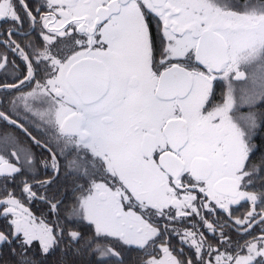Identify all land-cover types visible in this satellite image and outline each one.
I'll return each instance as SVG.
<instances>
[{
    "label": "snow or ice",
    "instance_id": "snow-or-ice-1",
    "mask_svg": "<svg viewBox=\"0 0 264 264\" xmlns=\"http://www.w3.org/2000/svg\"><path fill=\"white\" fill-rule=\"evenodd\" d=\"M18 6L32 26L40 25L43 43L29 41L22 48L11 39L0 41L21 56L27 70L18 83L0 86L20 93L7 112L16 114L22 105L45 123L48 143L32 140L48 151V144L59 148V159L52 152L51 168L59 176L63 166L79 195L63 222L62 201L51 203L57 215L51 224L37 222L14 193L0 199L2 215L12 217L14 264H40L30 255L36 241L42 254L67 241L61 249L65 257L69 251L79 255L88 250L99 254L98 261L120 256L98 242L102 236L144 250L161 235L146 215L200 217L201 208L211 210L213 201L231 218L229 206L247 200L253 207L235 225L244 232L264 225V208L256 210L264 205V157L251 168L247 163L261 123L255 114L241 118L243 124L231 114L232 74L239 80L242 66L264 61V0H45L42 7L48 11L40 14L38 6L36 15L25 0H18ZM149 12L162 21L161 36H153ZM0 18L24 22L13 0H0ZM12 33L9 29L8 35ZM6 63L5 56L0 68ZM260 70L264 72V63ZM218 75L227 84L217 100L213 81ZM33 81L30 91H21ZM248 100L254 102V97ZM0 120L27 132L5 111H0ZM9 146L16 150L9 153ZM21 151L31 167L34 158L18 139L8 132L0 135V178L14 180L22 172L11 162ZM185 176L190 177L187 185ZM23 183V192L35 197L28 182ZM249 187L260 190L241 191ZM197 188L209 202L201 201L200 207L195 204L199 197L192 194ZM178 189L185 194L180 196ZM125 202L132 207L125 210ZM77 219L95 228L96 235L82 244V234L73 228ZM201 223L216 231L207 219ZM219 236V244L228 247L220 252L208 245L207 261L203 234L184 229L181 243L195 249L194 259H178L162 246L163 255L144 264H264V234L236 246L235 254L222 229ZM8 240L0 232V241ZM244 248L247 255H240ZM60 264L75 261L64 258Z\"/></svg>",
    "mask_w": 264,
    "mask_h": 264
},
{
    "label": "flooded vegetation",
    "instance_id": "flooded-vegetation-1",
    "mask_svg": "<svg viewBox=\"0 0 264 264\" xmlns=\"http://www.w3.org/2000/svg\"><path fill=\"white\" fill-rule=\"evenodd\" d=\"M25 2L28 4L30 10L33 11L34 15H36L35 9L38 6H41L40 14L48 11L46 7H42L45 0H25ZM13 3L17 5V11L23 18L24 22L22 24H13L9 18H0V41L11 39L20 44L22 48L29 41H31L33 45L42 44L43 42L40 37V25L37 24L32 26L31 21L26 18L23 9L18 6V0H13ZM36 19L39 21V15L36 16ZM146 20L151 27L153 36H161L163 24L159 17L149 12L146 16ZM9 29L13 30L11 36L8 35ZM26 33L27 35H25ZM25 51H28V49H25ZM5 56L7 58V63L5 67L0 68V86L16 84L19 82V80H23L24 76L27 74L26 62L21 58V56L18 53H13L12 51L8 50L4 44H0V63L4 62ZM157 59H159V57H157ZM234 75H232L233 87H237L239 82L245 81L234 80ZM223 81V78L219 79L218 76H216V79L213 81V88L215 85H225ZM34 84L35 81H33L31 85L23 88L21 91H30ZM19 94L20 93L18 91L8 90L0 87V111H5L6 114L10 115L11 119L17 120V123L22 124L24 129H27V132L20 128L9 126L6 121L0 120V135L5 132L12 133L18 139L19 145L31 153V157L34 158V163L31 167H28L25 164L27 156L23 151L19 153L18 158H11V162L16 164L17 167H22L23 170L20 174H14V180H5L0 178V188L3 189V192L0 193V199H6L9 193H14L15 198L23 204L24 208H27L29 212H31V214L36 218L37 222L44 220L46 223L51 220H57V215L54 214L50 207L51 203L62 201L59 208V218L60 220H64L67 210L73 202V198L79 195V193L73 191V177L66 175V171L63 166L60 169L59 176H57L55 171L51 168L52 152H55L59 159L60 151L59 148L55 147L54 144H48V147L51 148L52 151H48L43 146H41L48 143V132L46 130L45 123L38 116H33L30 112L26 113L22 105L16 114L7 112L11 99L15 96H18ZM32 137L40 140L41 145L35 144L32 140ZM14 150L16 149H14L12 146H9L7 149L9 153ZM0 154L4 153L0 152ZM156 159H159L158 155L156 156ZM45 162H47V166H45ZM63 163L64 161L61 160L62 165ZM189 179L190 177L185 176L184 183L186 185L188 184ZM23 181L28 182V184L31 186L32 192L36 194L35 197L30 199L29 195L23 192ZM45 181H51V183H42ZM76 183L82 184L83 181H76ZM86 186L87 185H85V187ZM241 191L251 192L250 188H241ZM178 193L180 196L185 194L183 189H178ZM192 194L199 197V199L195 202L197 207H200L201 201L209 203L205 199V194L199 192V188L195 189ZM42 197H44V199H42ZM210 203L212 206L211 210L201 208L200 217L192 215L188 217L177 218L176 220H169L167 214L163 218L157 216L148 217L146 215V218L149 219V222L157 227L161 232L159 238L155 239L154 244H150L147 249L144 250H141L136 245H124L118 240L119 244L117 247L112 246L116 252L120 254L122 249L124 250L129 248H133L135 252L133 254V260L129 262L123 261L121 254L116 258L120 262H123V264H144V261L150 257L159 258L161 255H163V253L160 251L161 247L168 246L170 251H172V254L177 256L178 259H183L184 261L194 259L195 249L191 247L190 243H181V236L183 235L184 229H190L203 234V237L206 241L204 248L202 249L205 261H207L209 258L208 245H212L214 249L218 247L220 252H224L225 248L228 247L227 245L219 244V233L221 229L224 231L225 235L231 239L233 247L230 249V251L233 254H235L236 246L243 245L246 241H252L254 238L264 234L261 231L264 229V225L261 224L254 225L253 228L249 229L247 232H244L242 228L235 225V220L237 218L243 219L245 214L253 207L251 202L241 199L236 204L230 205L229 209L231 218L229 217V213L220 209L217 205H215L214 201ZM128 207H132V205H129L127 202H125V210H127ZM261 208H264V205H261L256 210L260 211ZM133 210L137 211L138 214L140 213V210L136 207H133ZM2 213L3 207H0V220H7V222L10 224L12 217L9 215L7 218H5ZM171 214L172 216H175V211L173 210ZM202 219H207L210 223H212L216 231L213 232L207 229L201 223ZM84 222L89 226H92L95 231L93 225L87 221ZM74 229L80 233L83 232L81 226H76ZM165 229H167V231H165ZM197 239H199V236H197ZM36 246L39 248V243H36ZM76 247H78V245H73V248ZM61 248L62 247L58 246L54 249ZM181 249L183 253L182 255ZM83 251L85 252L88 250ZM88 253L84 255V257L92 258L93 255H88ZM98 255L99 254L97 253V256ZM240 255H247V249L244 248L241 250ZM74 257H76V255L70 254V258ZM61 258L63 259V256H61ZM107 258L108 256L104 257L102 261H105ZM38 259L42 261V258L39 257Z\"/></svg>",
    "mask_w": 264,
    "mask_h": 264
},
{
    "label": "trees",
    "instance_id": "trees-1",
    "mask_svg": "<svg viewBox=\"0 0 264 264\" xmlns=\"http://www.w3.org/2000/svg\"><path fill=\"white\" fill-rule=\"evenodd\" d=\"M242 3L243 0H240ZM248 90V89H247ZM217 99V98H216ZM257 106V107H256ZM255 108V116L258 122L261 123V127L258 129L257 134L255 136V139L252 140V146H254V152L250 155V159L248 160V166L251 168L253 165L259 163L264 157V100H260L259 103L254 104L253 106ZM241 123V122H240ZM243 124V123H241ZM262 177H264V173H262ZM251 191H259V187L251 188L249 187ZM3 192V189L0 188V193ZM1 196V194H0ZM64 220H61L63 222ZM54 220L48 221L47 223H52ZM76 226H81V229L83 232H81L83 239L81 240V244L84 240H88L92 237H94L95 231L92 226H89L84 221L77 219L76 222L73 224V228ZM0 232H3L5 235L9 236L8 241H0V264H14L15 258L11 256V249L16 247L15 243H12L14 240L13 237H11V229L10 224L7 222V220H0ZM98 242H101L103 244L117 247L119 244L118 239L112 238V237H101ZM67 244V241L60 244L59 246L62 247L61 249L65 248ZM61 249H54L51 250L49 254H42L39 251V248L36 246V243H33L30 255H34L37 260H39L40 264H60V261L62 260L61 256H63V259L66 258L69 261H75V264H123V262H120L116 257H110L105 261H98L96 259V254L93 255L92 258L84 257L88 253V251H81L79 255H76L74 258H70V254H73V252H68L67 256L65 257L64 253H62ZM19 251V249H17ZM135 250L133 248L129 249H122L120 251V254L123 258V261H132L133 260V254ZM90 252L88 253V255ZM54 256V257H53ZM42 258V261L38 258Z\"/></svg>",
    "mask_w": 264,
    "mask_h": 264
},
{
    "label": "rangeland",
    "instance_id": "rangeland-1",
    "mask_svg": "<svg viewBox=\"0 0 264 264\" xmlns=\"http://www.w3.org/2000/svg\"><path fill=\"white\" fill-rule=\"evenodd\" d=\"M264 61H257L250 65H244L240 70L246 73L245 81L239 82L237 87H233L234 90V100L235 106L232 111V116L238 122L244 123L241 119L247 117L249 114H255L254 104L259 103L261 100V93L264 92V87H262V78H264V72H261V64ZM233 73L232 75H234ZM218 78H223L222 75H218ZM225 85H215L213 88L216 94L217 100L226 90L227 82L223 81ZM248 89V90H247ZM249 96L254 97V102L248 100ZM257 107V106H256ZM34 243H39L38 241Z\"/></svg>",
    "mask_w": 264,
    "mask_h": 264
},
{
    "label": "water",
    "instance_id": "water-1",
    "mask_svg": "<svg viewBox=\"0 0 264 264\" xmlns=\"http://www.w3.org/2000/svg\"><path fill=\"white\" fill-rule=\"evenodd\" d=\"M242 72H244V71H242ZM245 78H246V74H245V72H244V77L241 78V79H239V80H237V79L235 78V75H234V77H233V79L236 80V81H242V80H245Z\"/></svg>",
    "mask_w": 264,
    "mask_h": 264
}]
</instances>
